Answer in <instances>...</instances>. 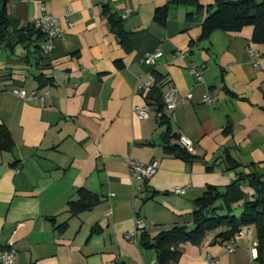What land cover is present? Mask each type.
I'll return each mask as SVG.
<instances>
[{"label": "crops", "instance_id": "crops-1", "mask_svg": "<svg viewBox=\"0 0 264 264\" xmlns=\"http://www.w3.org/2000/svg\"><path fill=\"white\" fill-rule=\"evenodd\" d=\"M201 4L197 13L169 0H10L8 13L20 27L49 15L65 31L45 53L33 44L0 46V129L13 141L11 151L0 152V251L12 245L14 264H159L146 237L191 227L194 201L207 187L223 191L236 179L228 157L245 172L264 166V46L252 42V27L202 40L214 1ZM167 6L160 25L155 14ZM110 16L121 21L127 44ZM157 51V65H145V55ZM192 68L202 69V81ZM153 72L164 93L173 88L180 100L191 98L174 112L150 107L140 120L136 109L148 104L139 85ZM21 90L37 91L44 103L21 100ZM205 95L214 102H203ZM181 136L213 171L167 150ZM154 161V176L131 179V162ZM176 187L187 192L177 195ZM81 190L98 202L74 214L69 204ZM243 192L253 199L247 185ZM137 220L145 227L129 238ZM219 232L182 245L175 264H260L253 226L236 237L233 252L214 241Z\"/></svg>", "mask_w": 264, "mask_h": 264}, {"label": "trees", "instance_id": "trees-1", "mask_svg": "<svg viewBox=\"0 0 264 264\" xmlns=\"http://www.w3.org/2000/svg\"><path fill=\"white\" fill-rule=\"evenodd\" d=\"M213 10L205 19L202 26L201 39H207L212 33L221 31L225 33H239L246 27L253 28L252 42L264 46V0H213ZM10 0H0V46L14 49L18 46H36L40 54L39 43L45 36L34 25L20 27L19 21L8 13ZM169 5L194 7L196 12H202L201 0H169ZM168 6L158 10L154 20L165 25ZM191 18L192 14L187 15ZM116 35L122 43L127 44L128 33L122 27L121 21L110 16ZM155 83L153 87L143 94L150 107L157 108L161 113L165 107L164 92L165 82L162 77L153 72ZM162 120L168 123L165 115ZM13 141L6 128L0 129V152H9ZM170 153L188 162H202L191 152L179 146L167 147ZM203 163V162H202ZM236 179L224 190L216 187H207L203 195L194 201V212L191 220L192 226H176L151 239L146 237L145 246L153 248L157 253L159 264H175L182 256L181 246L186 243L200 244L206 237L220 231L214 238L219 244H232L242 230L246 227L255 228L258 244V261L263 264L264 251V166L252 165L245 172L244 168L228 157ZM205 165V163H203ZM206 170L213 171L214 167L206 166ZM247 185L254 191L252 200L245 201L243 186ZM79 200L69 204L72 213L77 214L88 210L98 202L92 193L81 190ZM243 202V211L240 216L233 214V206Z\"/></svg>", "mask_w": 264, "mask_h": 264}, {"label": "built area", "instance_id": "built-area-1", "mask_svg": "<svg viewBox=\"0 0 264 264\" xmlns=\"http://www.w3.org/2000/svg\"><path fill=\"white\" fill-rule=\"evenodd\" d=\"M34 26L37 30H39L44 36H45V43H42L40 45L42 53H45L49 50L50 44L49 41L51 38L58 37V38H64L65 36V31L61 27L60 19L56 17H52L49 15H44L42 18L37 20L34 23ZM250 53L256 55L252 50H250ZM163 56L162 52L157 51L155 53H149L145 55L144 58V64L147 65L150 68H154L157 65L158 60ZM181 58L184 56L181 54H178ZM192 74L196 77L197 81L200 82L203 80V71L202 69L198 68H192L191 69ZM155 83V79L153 76L149 78V80L145 83H141L139 85V89L142 92H147L149 91ZM18 97L26 102L29 101H40L42 104L44 103L45 97H42L39 95L37 91L27 93L24 90H21L18 93ZM191 98V95H188L186 99L180 100L177 92L175 89L171 88L168 91L165 92L164 94V103H165V109H167L170 112H174L176 107L178 106L179 103L187 101ZM203 102L205 103H213L214 99L210 97L209 95H205L203 97ZM149 111H150V106L145 105L143 107H138L136 109L137 116L140 120H146L149 116ZM162 117L161 115H159ZM180 145L185 148L186 150H191L193 148V142L184 137L181 136L179 139ZM159 169V164L158 162L154 161L149 164H143L140 162H131L130 163V175L131 179L134 181H140L146 178H150L154 176ZM187 192V188H180L176 187L174 189V193L177 195H184ZM145 227L143 221L137 220L136 221V229L131 235L128 237L135 236L136 233H138L140 230H143ZM226 250L228 252H233L234 248L232 247V244H229L226 247ZM17 258V251L16 249L10 245V247L4 251H0V263L1 264H14L15 260ZM208 264H216L214 261H208Z\"/></svg>", "mask_w": 264, "mask_h": 264}, {"label": "water", "instance_id": "water-1", "mask_svg": "<svg viewBox=\"0 0 264 264\" xmlns=\"http://www.w3.org/2000/svg\"><path fill=\"white\" fill-rule=\"evenodd\" d=\"M262 259H263V264H264V251H263V256H262Z\"/></svg>", "mask_w": 264, "mask_h": 264}]
</instances>
